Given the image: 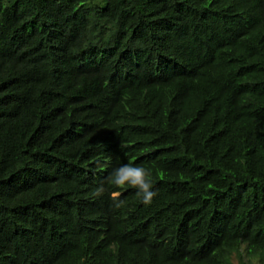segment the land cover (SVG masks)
I'll return each mask as SVG.
<instances>
[{
    "label": "trees",
    "instance_id": "1",
    "mask_svg": "<svg viewBox=\"0 0 264 264\" xmlns=\"http://www.w3.org/2000/svg\"><path fill=\"white\" fill-rule=\"evenodd\" d=\"M235 259L264 264V0H0V264Z\"/></svg>",
    "mask_w": 264,
    "mask_h": 264
},
{
    "label": "clouds",
    "instance_id": "2",
    "mask_svg": "<svg viewBox=\"0 0 264 264\" xmlns=\"http://www.w3.org/2000/svg\"><path fill=\"white\" fill-rule=\"evenodd\" d=\"M108 183L120 189L125 187L136 189L137 195L142 197V202L145 205L150 204L153 198L157 195V192L153 191L151 172L142 166H136L132 163L114 169L108 177ZM104 191L105 189L103 185H101L95 190L94 195L99 197L103 195ZM119 196V192L112 193L114 200H118ZM121 203L122 202H118L116 207H120Z\"/></svg>",
    "mask_w": 264,
    "mask_h": 264
},
{
    "label": "rangeland",
    "instance_id": "3",
    "mask_svg": "<svg viewBox=\"0 0 264 264\" xmlns=\"http://www.w3.org/2000/svg\"><path fill=\"white\" fill-rule=\"evenodd\" d=\"M242 252H244V251L242 250ZM234 262H235V264H238V261L236 259L234 260Z\"/></svg>",
    "mask_w": 264,
    "mask_h": 264
}]
</instances>
